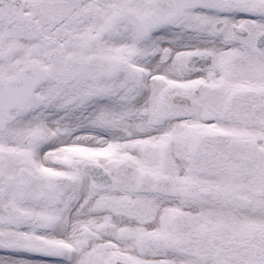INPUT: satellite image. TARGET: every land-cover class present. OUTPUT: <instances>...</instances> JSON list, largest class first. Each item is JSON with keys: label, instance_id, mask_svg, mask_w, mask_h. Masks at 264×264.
I'll use <instances>...</instances> for the list:
<instances>
[{"label": "snow or ice", "instance_id": "obj_1", "mask_svg": "<svg viewBox=\"0 0 264 264\" xmlns=\"http://www.w3.org/2000/svg\"><path fill=\"white\" fill-rule=\"evenodd\" d=\"M0 264H264V0H0Z\"/></svg>", "mask_w": 264, "mask_h": 264}]
</instances>
